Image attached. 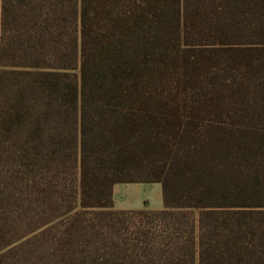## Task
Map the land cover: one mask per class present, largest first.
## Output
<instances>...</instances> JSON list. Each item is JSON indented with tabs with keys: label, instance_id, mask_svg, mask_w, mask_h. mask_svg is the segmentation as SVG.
<instances>
[{
	"label": "trees",
	"instance_id": "obj_1",
	"mask_svg": "<svg viewBox=\"0 0 264 264\" xmlns=\"http://www.w3.org/2000/svg\"><path fill=\"white\" fill-rule=\"evenodd\" d=\"M0 264H264V0H3Z\"/></svg>",
	"mask_w": 264,
	"mask_h": 264
},
{
	"label": "rangeland",
	"instance_id": "obj_2",
	"mask_svg": "<svg viewBox=\"0 0 264 264\" xmlns=\"http://www.w3.org/2000/svg\"><path fill=\"white\" fill-rule=\"evenodd\" d=\"M117 209H161L163 193L160 183L119 184L114 194Z\"/></svg>",
	"mask_w": 264,
	"mask_h": 264
},
{
	"label": "crops",
	"instance_id": "obj_3",
	"mask_svg": "<svg viewBox=\"0 0 264 264\" xmlns=\"http://www.w3.org/2000/svg\"><path fill=\"white\" fill-rule=\"evenodd\" d=\"M2 10H3V0H0V44H1V31H2ZM119 184H117L115 187H114V194H115V191H116V187L118 186ZM120 209H126V208H120ZM142 209V208H140Z\"/></svg>",
	"mask_w": 264,
	"mask_h": 264
}]
</instances>
